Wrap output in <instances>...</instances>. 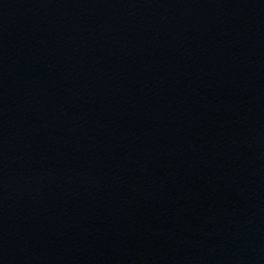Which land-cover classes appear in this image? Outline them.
Returning a JSON list of instances; mask_svg holds the SVG:
<instances>
[{"label":"water","instance_id":"water-1","mask_svg":"<svg viewBox=\"0 0 264 264\" xmlns=\"http://www.w3.org/2000/svg\"><path fill=\"white\" fill-rule=\"evenodd\" d=\"M0 264H264V0H0Z\"/></svg>","mask_w":264,"mask_h":264}]
</instances>
